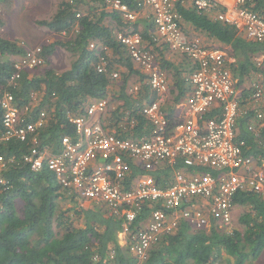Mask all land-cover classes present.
Here are the masks:
<instances>
[{
  "label": "built area",
  "instance_id": "obj_1",
  "mask_svg": "<svg viewBox=\"0 0 264 264\" xmlns=\"http://www.w3.org/2000/svg\"><path fill=\"white\" fill-rule=\"evenodd\" d=\"M179 1L137 0L135 9L120 0L103 3L105 10L116 12L127 25V30L115 34L116 41L125 47L155 97L140 110L150 124L148 133L140 138L123 139L114 129H107L103 121L108 100L95 99L83 114H66L73 135L62 136L55 151L49 145L41 146L38 140L46 122L45 111L29 117L36 96L24 106H19L11 93L5 92L0 98V143L30 141L32 146L21 157L22 166L34 172L48 169L60 188L73 194L78 207L87 210L93 205L103 206L112 218L122 220L118 242L128 247L138 263L144 262L149 250L181 224L193 232L208 231L213 226L228 229L236 208L234 201L241 193H254L264 201V161L245 155L244 142L237 140L238 119L248 112L253 114L248 131L258 137L264 130L262 74L256 75L247 107H242L243 90L231 71L235 57L187 37L175 10ZM249 1L193 0V7L196 14L213 13L215 21L241 31L249 40L263 42L264 17L248 8ZM145 7L150 8L154 23L152 42L166 45L193 66L188 79L190 91L174 103L171 116L164 108L169 91L166 73L156 55L146 48L141 34L129 28ZM94 49L102 52L96 71L105 72L108 49L92 42L89 50ZM42 51L41 47L25 49L14 63L9 85H16L21 72L45 63ZM252 62L264 71V52ZM109 78L116 80L118 72H111ZM138 91L133 86L132 94ZM209 111L215 115L204 120ZM14 164L13 159L0 155V186H6L2 173ZM176 165L179 167L174 169ZM133 167L140 173L127 180ZM167 168H172L168 180L158 183L151 174L162 175ZM146 210L145 220L136 223Z\"/></svg>",
  "mask_w": 264,
  "mask_h": 264
},
{
  "label": "trees",
  "instance_id": "obj_2",
  "mask_svg": "<svg viewBox=\"0 0 264 264\" xmlns=\"http://www.w3.org/2000/svg\"><path fill=\"white\" fill-rule=\"evenodd\" d=\"M120 1L130 9L136 8L137 0ZM180 2L175 9L183 20L207 38L232 48L238 63L231 71L238 87L247 77L256 75L259 70L254 67L252 58L264 51V43L242 38L232 27L195 14L192 7L186 8ZM103 3L104 0H57L52 18L37 21L36 25L64 35V40L44 46L45 63L21 72L15 86L8 83L17 61L12 57L23 56L25 50L16 41L0 36V98L5 92L11 93L17 104L24 106L31 96H36L31 102L29 117L33 119L40 111L46 113L45 126L37 135L41 146L49 145L56 151L62 136L73 135L66 114H83L88 103L95 99L108 100L103 122L107 129H114L117 136L136 140L150 129L140 110L155 97L146 87L145 77L133 66L125 47L116 41L115 34L124 31L127 25L116 12L105 10ZM247 6L264 17V0H250ZM153 24L150 31L148 28L140 30L135 22L131 25V30L141 34L149 49L156 45L151 40ZM2 25L0 21V27ZM92 42L98 48L110 50V55L105 57V72L96 71L102 52L89 50ZM57 47L73 57L69 67L61 73L50 68V57ZM151 52L161 68L176 78L177 94L173 102H179L190 91L185 85V75L190 76L191 62L180 55L176 67L164 60L161 51L152 49ZM185 61L191 64L190 68L187 69ZM113 71L118 72L116 80L109 78ZM260 72L264 79V71ZM133 82L140 84L137 94L129 92ZM250 94V89L242 91L241 106L247 104ZM167 114L171 116L170 111ZM1 115L0 110V133L3 131ZM213 115L215 113L209 111L203 119ZM252 116V112H248L238 119L237 140L244 142L245 155L260 162L264 161V130L258 137L248 131ZM31 146L30 141L0 143V155L15 162L2 173L6 188L0 186V264H137L128 247L118 244L122 220L112 218L103 206L93 205L87 210L78 207L73 194L62 190L48 169L43 167L34 172L22 166L21 157ZM170 171L172 168H167L162 178L160 173L153 176L160 183L168 180ZM139 173L133 167L127 180ZM234 203L242 208L237 218L241 230L213 226L208 231L193 232L181 224L173 234L164 235L149 250L147 259L139 264H259L264 254V201L254 193H241ZM147 213L148 210L139 215L136 223L145 220Z\"/></svg>",
  "mask_w": 264,
  "mask_h": 264
},
{
  "label": "rangeland",
  "instance_id": "obj_3",
  "mask_svg": "<svg viewBox=\"0 0 264 264\" xmlns=\"http://www.w3.org/2000/svg\"><path fill=\"white\" fill-rule=\"evenodd\" d=\"M56 4L57 0H3L0 3V21L3 23L0 27V36L10 41H16L23 50L34 47L43 48L46 45L63 41L65 36L56 35L36 25L37 21H48L52 18L56 12ZM19 58L12 57V60L16 61ZM72 61L73 57L69 53L57 47L50 57V68L56 73H61L69 67ZM254 81H257V76L247 77L239 89L249 90ZM131 90L130 85V93H132ZM245 106L247 107V105ZM20 206L21 202L18 203V208ZM241 212L242 208L236 207L233 210L232 228L241 230L237 222ZM258 263L264 264V254L261 255Z\"/></svg>",
  "mask_w": 264,
  "mask_h": 264
},
{
  "label": "crops",
  "instance_id": "obj_4",
  "mask_svg": "<svg viewBox=\"0 0 264 264\" xmlns=\"http://www.w3.org/2000/svg\"><path fill=\"white\" fill-rule=\"evenodd\" d=\"M181 1L182 2H180L179 4L185 5L186 8H188L190 6V7H192V10L194 11L193 0H181ZM176 4H175V6H176ZM195 14H196V12H195ZM202 15L205 16V17H207L209 20L215 21L214 14L213 13H206V14L203 13ZM180 17H181V26H182V29H183V31H184V33L186 34L187 37H189V38H197V39H199L201 41V44L203 46H205V47H215V48L223 49V50L227 51L228 54L232 55V48L230 46H223L222 44L216 42L215 40L207 38L203 33L196 31L191 24H189L188 22H186L185 20H183V18H182L181 15H180ZM119 18L121 19V22L124 24L125 22L122 20V18L120 16H119ZM135 23H138L140 30H145V29L148 28L147 31H150L151 30V27H152L151 24L153 23V19H152V14H151L150 8H148V7L143 8L138 13ZM227 26H229V25H227ZM124 30H127V28L124 29ZM235 31H236V33H237L238 36H240L242 38H246V36L241 31H237V30H235ZM119 32H121V31H119ZM261 43H264V41L261 42ZM159 46H160V44L159 45L156 44V45L150 46V48H151V50L152 49H154V50L157 49L158 51H161L162 57L164 58V60L166 62L174 63V66L178 67V64L180 63L179 62V59H181L180 58V55L171 52L165 46L164 47L160 46L161 48H158ZM109 55H110V50L108 49V52L106 53V56H109ZM185 63H187V61H185ZM237 63H238V60H236L235 64H233L232 67H235L237 65ZM186 67H187V69L190 68L191 67V64L189 63V65H188V63H187ZM190 70L191 69H189V72H190ZM169 72L170 71H166L165 72L166 73V78L168 80L169 91H168V95H167V99H166V104H165L164 108L166 110V113L170 111L171 112V115H173L174 114V109L172 107L174 105V102H173L172 99H174L176 97V94H177V92H176V82H175L176 81V78H173L172 74L169 73ZM259 73H261L260 70L256 73V75L259 74ZM256 75L252 74L250 77H252V76L255 77ZM182 76H184V75H182ZM185 77H186V79H185L186 88H189L190 87L189 82H188L189 75L186 73ZM259 77H260L259 78V81H261V83L264 85V79H263L262 75H259ZM144 82L146 83V80ZM130 85H131V88H133V86H137L138 89H140V84L138 82H135V83L133 82ZM146 87H147V85H146ZM169 102H170V105L168 106V103Z\"/></svg>",
  "mask_w": 264,
  "mask_h": 264
},
{
  "label": "clouds",
  "instance_id": "obj_5",
  "mask_svg": "<svg viewBox=\"0 0 264 264\" xmlns=\"http://www.w3.org/2000/svg\"><path fill=\"white\" fill-rule=\"evenodd\" d=\"M154 174H157V173H152L151 175L153 176ZM167 176H168V174H167ZM154 177V176H153ZM163 177V175H161V178ZM165 178V177H164ZM168 178H169V176H168ZM155 179V178H154ZM156 180V179H155ZM157 181V180H156ZM118 244H119V242H118ZM120 245V244H119ZM122 247H124V246H122Z\"/></svg>",
  "mask_w": 264,
  "mask_h": 264
}]
</instances>
